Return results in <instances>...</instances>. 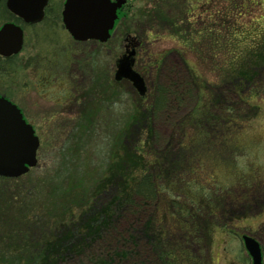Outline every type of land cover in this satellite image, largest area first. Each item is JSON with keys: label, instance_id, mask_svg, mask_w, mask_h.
<instances>
[{"label": "trees", "instance_id": "16d2710c", "mask_svg": "<svg viewBox=\"0 0 264 264\" xmlns=\"http://www.w3.org/2000/svg\"><path fill=\"white\" fill-rule=\"evenodd\" d=\"M152 1L154 7L160 4V14L154 15L179 46L148 58L149 85L144 94L135 92L127 123L116 125L110 139L94 138L90 149L83 148L84 120L97 115V101L110 105L115 93L111 84L119 81L107 79L103 92L71 124L69 138L76 151L88 148L99 160L104 155L97 166L90 159L94 170L89 176L78 164L70 168L71 173L66 167L57 168L48 179L35 175L37 182L11 184L20 177H0L2 188L8 186L12 198L18 199L11 203L12 198L3 193L6 190H0V264H187L188 259L194 262L190 245L206 235L213 221L218 222L212 215L214 201L212 206L203 200L191 206V188L202 195L206 185L193 183L190 173L203 168L195 166L196 161L204 158L209 146L225 147L224 138L209 144L210 127L216 124L222 131L238 127L244 112L255 108L247 99L254 98L256 85L264 82V30L254 24L249 11L258 0H229L228 9L217 10L212 9V0ZM172 6L177 12H170ZM173 50L183 62L184 73L167 60ZM190 54L194 63L186 59ZM206 72L225 83L220 84L222 91L211 89ZM180 106L185 112L179 111ZM157 123L173 124L187 142H194L189 144L187 170L177 161H164ZM34 168L26 175H33ZM69 174L73 177L68 179ZM51 178L58 181L56 188ZM43 209L52 217H45ZM136 225L143 227L140 233L149 241L136 235ZM174 231L181 233L177 241L172 239ZM182 244L189 246L182 248Z\"/></svg>", "mask_w": 264, "mask_h": 264}, {"label": "rangeland", "instance_id": "374dc122", "mask_svg": "<svg viewBox=\"0 0 264 264\" xmlns=\"http://www.w3.org/2000/svg\"><path fill=\"white\" fill-rule=\"evenodd\" d=\"M128 2L130 4L128 17L118 22L114 36L108 43L103 45L83 44L75 50V52H80V55H82L77 59L78 63L75 65L79 73L77 82L72 81L75 79L73 75V78L68 80L60 74L66 70L68 71L69 68H75L74 64L69 63V60L61 57V54L63 55L62 49L61 51L59 49H49L43 45L31 49L30 46L25 47L34 55L35 59L31 60L36 63L34 66H32V63L26 65L27 63H22L18 59L24 54H20L15 60L11 59V57L8 59L0 58V93L18 104L26 120L33 125L40 138V146L37 149V164L32 170L33 175L32 172L28 175L24 174L17 180H11V184L14 181L17 183L37 182V180H34L36 176L40 179L42 175L46 176V178L52 177L49 175H52L57 168L60 170L66 167V172L71 173L72 169L70 168L79 167L78 164L82 167V172L87 171L83 174L89 176L94 170L90 165V159L91 162H96L93 166H97L98 163L102 162L104 155L102 154L101 160H99V156L95 158L93 153L90 152L89 146L92 145L94 138L96 141L104 140L107 137L110 139V135L116 129V125L124 126L127 123L126 120H128L131 112L132 99L135 94L131 85L127 84V82L125 83V81H119L116 84L112 83L111 88L114 87L115 93L110 105L99 104V101H97V115L93 119L89 118L91 121H88V119L87 121L84 120L87 128L82 137L84 138L83 148L87 145L89 149L80 148L76 151L75 146H71L75 145V143L72 142V138H69V127L78 117H83V106H88L90 100L93 103L97 99L95 95L103 92V86L107 83L106 80H114V63H116V60L123 52L122 38L126 33L130 34V37H128L131 39L132 44L137 43L136 47L138 50L134 58V68L143 77L147 74L146 63L150 56L159 51L175 49L179 46L177 40L168 35L165 23L160 22L159 18L154 15V12L160 9V4L157 5L158 7H154L152 0H129ZM172 2L174 3V0ZM162 3L164 7L165 2ZM202 3L205 2L202 1ZM208 4L209 2L205 4L206 7ZM212 4L213 10L224 9L225 7L228 9V6H230L229 0H212ZM151 6L154 7L153 10L150 9ZM5 9L3 0V2H0V24L4 20L2 11ZM161 11H163L162 6ZM170 12H177L175 6L171 7ZM249 12L252 13L251 17H253L254 24L259 23V29L264 30V0H258V4L251 6ZM142 14H146L147 17ZM251 28V26L247 27V29ZM65 36L63 35L62 38L64 39ZM67 50L69 53L70 49ZM25 52H27L26 49L22 53ZM36 58H39V62ZM186 59L189 63H194L195 61L192 54L187 55ZM44 60L46 62L49 60L48 64L51 66V71L49 76L45 77L44 82H39L44 72L42 70ZM167 60L180 74L183 71L185 72L183 62L179 55L176 54V51H170L169 55H167ZM203 64L199 65L200 70L205 68V66L203 68ZM38 65L40 69L37 68ZM206 73L211 89H215V87L220 90L223 89L220 84L223 85L225 84L224 82H218V79L213 77L212 73ZM143 79L147 87L149 85L147 83L149 82V75H146ZM255 89L253 91V93L257 91L255 97L247 99L255 108L249 109L246 113L244 112L242 118L238 120V125L240 126L229 127L228 131H222L221 127L216 124L214 128L210 127L212 139L209 144H216L224 138L222 141L226 142L225 147L223 149L221 144L218 146L220 150H217L215 147L209 146V149L203 152L204 158L196 161L199 165L195 166L203 168L195 169L190 173L193 179L200 180L198 177L204 176L211 183L216 180L217 184L233 190L230 197L232 199L235 197L236 199L232 201L227 198L224 206L221 205L226 216L233 214V212L236 214L242 210L245 212V209L247 210L249 207V203L255 207L257 205L255 204L256 202H259L258 204L264 202V82L257 84ZM108 94L106 93V95ZM185 110L184 107L180 106L179 111L185 112ZM172 125L164 123H157L156 125L155 131L161 136L160 141L163 144L161 154H163L166 163L167 161H177V164H181V168L184 169V166H186L187 170L188 164H191L189 152H192L189 144L194 142H187L188 139L183 137V133L180 135L176 127ZM138 126L141 128L142 125ZM138 126L134 127V134H137ZM183 126H187L186 122ZM188 128L189 131L194 130L191 126ZM133 138L135 137L133 136ZM89 142L90 145H88ZM72 177L73 175L69 174L68 179ZM249 178L252 180L246 183V187L240 183ZM50 180H52L51 186L56 188L58 181L53 180V178ZM1 184L0 190L5 189L6 191L3 193H8L9 197L12 198V190H9L8 186L2 188ZM258 184L260 185L259 187H257ZM244 189L250 192V195L248 194L249 200L246 199L248 197L247 192L242 194ZM33 193L31 194L32 196ZM9 200L14 203L18 199L12 198ZM15 204L17 205V203ZM14 211L17 212L16 210ZM15 214L18 216L24 215L22 212ZM42 214L45 217H52L51 212H45L44 209ZM251 214L245 218L227 220L224 226L210 225L207 233H205L206 235L201 240L198 239L195 245H190L188 253L192 251L194 262L191 261L189 263L188 259L185 260L186 263L249 264V258H246L245 248L243 243H241L242 239L239 233L241 231L250 232L262 239L264 233V208L254 209ZM136 227H138L139 231L136 235H139L143 241H149L148 236H146V239V237H143V232L140 233L141 230L143 231V227L137 225ZM172 234L174 235V238H172L174 241L181 238V233L178 231H174ZM180 246L186 248L189 245L182 244Z\"/></svg>", "mask_w": 264, "mask_h": 264}, {"label": "water", "instance_id": "95a60500", "mask_svg": "<svg viewBox=\"0 0 264 264\" xmlns=\"http://www.w3.org/2000/svg\"><path fill=\"white\" fill-rule=\"evenodd\" d=\"M124 0H65L62 20L73 38L105 41L116 18V9ZM45 0H7L8 9L27 21L40 18ZM21 29L11 22L0 27V54L11 55L20 49ZM134 49L124 53L117 61L116 77L129 79L139 92L144 84L132 69ZM39 144L34 129L27 123L19 108L0 95V175L17 177L36 163ZM252 257V264H262L258 244L249 236L243 237Z\"/></svg>", "mask_w": 264, "mask_h": 264}, {"label": "flooded vegetation", "instance_id": "af4514ba", "mask_svg": "<svg viewBox=\"0 0 264 264\" xmlns=\"http://www.w3.org/2000/svg\"><path fill=\"white\" fill-rule=\"evenodd\" d=\"M3 2V0H0V2ZM129 0L124 1L125 3L121 5L120 8L117 9V15L118 18L115 20V24L113 29L110 31V37L108 38V40L106 42H98L96 40H87V41H77L75 39L72 38V36H69L70 34L68 33V31L66 30V28L63 26V21H62V9H63V4L65 2V0H45L44 5H42V14L40 15V18L38 20H34V21H26L24 18H22L21 16L19 17V15H17L16 13H12L11 11H9L7 9L6 6V0H4V6H5V10L2 11V17H3V21L0 24V26L5 23V22H11L13 24H15L16 26H18L21 29V46H20V50L15 53L12 54L11 59L15 60V58L17 56H19L20 54H24L22 57L18 58L19 60L22 61V63H27L26 65H30L32 63V66H34L36 63L35 61L32 62L31 60L35 59L33 56V54L31 52H29V50L25 47L30 46V49L36 46L41 47L42 45L45 46L46 48L49 49H59L61 51V49L63 50V55L61 54V57H64L65 59L69 60L70 64H74L73 66L77 65V58L80 54V52H75L76 49L80 48V46H82L83 44H88V43H92L94 45H98V44H105L108 43L111 38L114 36V32L117 29V25L118 22L121 21L123 18H127L128 14H129ZM63 32L67 33L64 34ZM65 36V38L63 39L62 36ZM128 33H126L123 36V45H124V41L128 40L127 37ZM129 41L124 45V50L122 53L126 52L128 50V46H129ZM53 47V48H52ZM27 50V52L22 53L24 50ZM47 49V50H49ZM70 49L69 53L68 50ZM74 49V51H73ZM49 53V52H48ZM7 57V59L9 58ZM1 59H3L1 57ZM6 59V58H4ZM39 62V58H36ZM72 61V62H71ZM49 62V60H48ZM48 62H46L44 60V64L42 67V70H44L42 76L40 77V81H45V77L49 76L50 71H51V66L48 64ZM71 66V65H70ZM40 69V66L38 65V67ZM32 72V71H31ZM35 73V72H32ZM74 73V74H73ZM61 75H63V77H66L68 80L73 78V76L75 77L74 80H72L73 82L75 80H77L78 78V71L75 68H69V70L65 71L64 73L61 72ZM73 75V76H72ZM74 91V90H73ZM76 93V91H74ZM202 172V171H201ZM210 173V172H209ZM206 176V174H205ZM252 179H245L243 180V182L241 181V184H244V186L246 187V183H248L249 181L251 182ZM193 183H197L199 182V180L193 179L192 180ZM202 183H207V184H211V182L207 179V177L205 178L204 176H202V179L200 180ZM203 183V184H204ZM241 184H239L241 186ZM260 185L258 184L257 187H259ZM193 193L191 194V198L193 200L192 205H196L197 203H200L198 201H202L203 203L212 206L211 202L214 201V205L215 208L212 210V215L215 217V219L217 221H220L221 219H223L224 223L228 221H230L231 219H238V218H245L248 215H252L251 212H253L254 209L258 208H264V202H261L260 204H258L257 202L255 204H257L255 207H253V204L249 203V207L245 212L244 210L236 213V214H231L229 215V217L226 218V216H224L223 214V208H221L222 204H225L224 201H226V198H231L230 195L232 194L231 192H233V190H231L230 188L227 189H222L219 188L217 191H213L212 193H209V187L206 186L204 187V191L207 193H204L202 195L198 194L195 192L196 187H192L191 188ZM247 195L250 193L249 191H247V189L243 191L242 194L246 193ZM235 194L236 191H234ZM250 195V194H249ZM249 195L248 197H244L247 200H249ZM214 199V200H213ZM236 199V198H233ZM211 209V208H210ZM255 213V212H254ZM240 237L242 238L243 235H249L251 236L254 240H256V242H258L259 246H260V252H261V256H262V261L264 264V233L262 236V239H260L258 236H256L253 233H248V232H244L241 231L239 233ZM246 253V258H249V264H251V258L250 255L248 254V252Z\"/></svg>", "mask_w": 264, "mask_h": 264}]
</instances>
